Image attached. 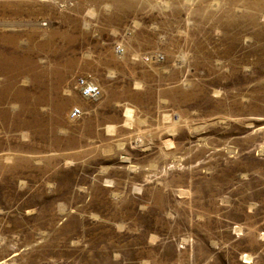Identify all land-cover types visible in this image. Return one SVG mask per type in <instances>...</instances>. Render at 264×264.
Returning a JSON list of instances; mask_svg holds the SVG:
<instances>
[{
  "label": "rangeland",
  "instance_id": "rangeland-1",
  "mask_svg": "<svg viewBox=\"0 0 264 264\" xmlns=\"http://www.w3.org/2000/svg\"><path fill=\"white\" fill-rule=\"evenodd\" d=\"M174 6L0 0V264H264V0Z\"/></svg>",
  "mask_w": 264,
  "mask_h": 264
},
{
  "label": "built area",
  "instance_id": "built-area-1",
  "mask_svg": "<svg viewBox=\"0 0 264 264\" xmlns=\"http://www.w3.org/2000/svg\"><path fill=\"white\" fill-rule=\"evenodd\" d=\"M80 91L84 97L96 98L101 94V89L98 85L90 82L88 79L80 78L77 82ZM81 116V110L79 108L73 109L71 117L73 119H78Z\"/></svg>",
  "mask_w": 264,
  "mask_h": 264
},
{
  "label": "bare ground",
  "instance_id": "bare-ground-1",
  "mask_svg": "<svg viewBox=\"0 0 264 264\" xmlns=\"http://www.w3.org/2000/svg\"><path fill=\"white\" fill-rule=\"evenodd\" d=\"M116 2H123L124 0H115ZM155 4L161 5V8L163 7L164 10H168L170 13H173L174 10V5H175V0H152ZM190 4L192 5L191 7L194 6V2H190ZM212 5L214 6H219L220 3L215 1L212 3ZM189 20V19H188ZM188 22V21H187ZM189 24V22H188ZM247 259H250L251 257H246Z\"/></svg>",
  "mask_w": 264,
  "mask_h": 264
}]
</instances>
